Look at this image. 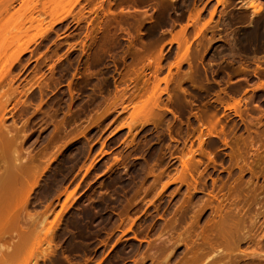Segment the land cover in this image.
Listing matches in <instances>:
<instances>
[{"label": "rangeland", "instance_id": "1", "mask_svg": "<svg viewBox=\"0 0 264 264\" xmlns=\"http://www.w3.org/2000/svg\"><path fill=\"white\" fill-rule=\"evenodd\" d=\"M244 3L59 0L61 21L8 71L40 28L7 27L0 81L21 95L5 125L26 138L0 146L17 177L0 264L39 248L37 227L18 229L45 212L55 248L38 264H208L214 248L219 264H264V0L252 22Z\"/></svg>", "mask_w": 264, "mask_h": 264}, {"label": "bare ground", "instance_id": "2", "mask_svg": "<svg viewBox=\"0 0 264 264\" xmlns=\"http://www.w3.org/2000/svg\"><path fill=\"white\" fill-rule=\"evenodd\" d=\"M226 1L227 0H217V4L218 5H223V4L226 3ZM244 1H245L244 5H246V8L251 10V14H252L251 15V22H252L253 19L256 18L261 13L260 4L257 5V2L260 3V0H244ZM2 2H1L2 4L0 3V5H1L0 6V13L2 12V13H5L6 14V15H3L4 16L3 18H5V19H6V17H8L7 14H9V17L7 18V20H4L2 18H1L2 20L0 19V49H2V51L4 50V47L7 44V37H6V33L7 32H6V30H7V27L8 26L13 25L18 30L21 29L22 27L26 26V25L27 26L29 25V27L35 26V27L40 28V30L38 31V33H37L36 36H34L30 40H28L23 46L18 47L15 50V52L12 54L11 59H10V63L5 68V70L8 71V69L14 67L15 65H21V62H22L23 57L26 54H28V53L29 54L32 53L31 52V49H30V45L31 44H34L36 42V39L37 38L38 39H41V38L43 39V38L46 37L48 29H46L45 27L43 28V26H45L48 23V27L52 28V26L55 25V24H57V23H59L61 21V19H60V16H59L58 12L56 11L57 5L59 4V0H7V1L6 0L5 1L2 0ZM214 13H215V10H213L210 13V20H212ZM48 18L50 20H47ZM4 21H6V22H4ZM1 22L2 23L4 22V23L2 24ZM25 67H26V64L24 66H22V70ZM15 80L16 79H9V80L3 79L2 81H0V146H3V145L6 146V145L14 142L15 140H18L19 143H21L22 140H24L26 138V136L24 135L25 134L24 131L22 130V131L19 132V129L18 128H15L16 125L13 127L14 124H12V127L11 128L14 131L17 129L16 130L17 132H11V130L9 129L10 127H7L5 125L6 120L9 119V118H11V116L10 117H7V113L8 114H11V111L12 110L13 111L16 110L17 106L19 105V103H18V97L21 95V91H19V87L18 86L13 87V84L15 83ZM157 87L158 86H155L152 90H156V92L159 91L157 89ZM165 91H166V89H163L162 92H165ZM148 92L151 93V91H148ZM156 92L154 91V93H152L153 96H152V94H150V99L148 98L147 100L148 101L149 100H152V102H153L152 105H154L155 108L157 109V108H160L158 106L159 105L158 104L159 103L158 102V100H159V96L158 95H161L160 93H162V92L159 91L158 92L159 94L157 93V97H155L156 96ZM148 95H149V93H148ZM153 97H155V98H153ZM13 102H15V105L12 104ZM8 104L11 105V107H12L10 109V111L8 110L9 109L8 108ZM16 104H18V105H16ZM12 116H13V114H12ZM12 133L13 134L14 133L15 134L20 133V134H17L18 135V138L16 136V138H17L16 139L15 138V135H13ZM181 163H182L183 171L186 172L187 171V168L189 166L188 161H182ZM16 166L18 167V169L20 168L19 165H16ZM4 167L7 168V166H4ZM14 170H15V168H14ZM182 175H181V177H182ZM12 176L13 175L10 173V171H8V169H4L0 173V195H1V192H3V190H5L6 187H9L8 183H10L11 181H12L11 183H13V181L17 179V177L15 178V177H12ZM14 176H16V175H14ZM184 176H185V174L183 175V177ZM181 177H179V178H181ZM185 178H186V176H185ZM178 179L176 178V180H178ZM181 180H182V182H186L187 178L186 179H183L182 178L179 181L181 182ZM34 182H35L34 184H36V180ZM11 183H10V186H11ZM34 186L35 185H33V186L31 185L30 187H34ZM9 190H11L10 187H9ZM28 191H26V192H28ZM4 193H6V192H4ZM29 193H30V191H29ZM26 194H28V193H26ZM26 194H25L26 198L25 199L23 198L25 200L24 201V205L25 206L27 205L28 201L30 202V200L28 198L31 197V196L29 197V194L28 195H26ZM67 194H69V193H67ZM6 195H7V193H6ZM71 195L70 194L67 195L68 198H65V199H68L69 200V198L71 197ZM2 196L3 195H1L0 197H2ZM21 197L19 198V200L22 199ZM1 200H4V197H3V199L0 198V201ZM0 205L2 206V204H0ZM2 207L4 208V206H2ZM3 208H0V211H3L4 210ZM1 209H3V210H1ZM26 210H24V211H26ZM20 211H23V210H20ZM2 214H3V212H2ZM43 214L44 215H42V213H41V215H39V217L41 216V219L36 218L37 219V222L32 220V216H29L31 222L29 223V225H26L27 227L24 226L25 227V231H23L24 229L22 230V227L23 226H20L21 228L18 229L19 230V233L20 232L22 233V232H26V230H28L30 227L31 228L28 231L35 229L34 227H37L36 231L37 230L38 231L37 232L36 231H30L31 233L30 232L29 233L31 235H29V233H27V238L29 236H30L29 239L35 238L34 240L32 239L33 240L32 241L33 242V245L32 246L38 245L39 246V248L37 246L38 249H40V247H43V248H41L40 252L39 251H34L35 253L39 252V254L37 253L38 255L35 254L36 255L35 256V255H29L30 254L29 251L30 250H33L31 248H34V247L29 246L31 248H28V251L26 252L28 254H26L25 256H29V258H30V256H32V257H34L33 258L34 260L30 262L29 260H27L29 258H26L25 257L26 259H24V257H23L24 262L26 260L27 261L25 263H22L23 260L22 261H19L21 259L18 258V261L21 262V264H38L41 261L46 262L50 258V256L52 255L53 249L55 248V244H53L54 243L53 242L54 236H52L53 230H55L54 229L55 225L53 226L52 221L51 222H47V219H48L47 215H49L47 212H45ZM33 219H35V218H33ZM0 220H1V217H0ZM31 224H33L34 226L33 225L30 226ZM20 229H21V231H20ZM33 234L36 237H34ZM17 235H18V233H17ZM25 235L26 234H24L23 236H21V235L17 236V242H12L9 245L12 246V247H14L15 249L23 246V243H21V241H20V240H23V239H21L20 237H24ZM263 236H264V234H263ZM263 236H261V237H263ZM24 238H26V236ZM134 238L137 239L138 241L141 240V239H139V238H137L135 236H134ZM36 239L38 240V242H37ZM141 241H144V240H141ZM19 242L21 243V245H20ZM35 242H37V243H35ZM34 243H35V245H34ZM10 246L9 247L6 246L7 247L6 248L7 249L6 253H8L7 254L8 256L6 255V257H9V254H11L10 252H8V248L11 249ZM14 248L12 250H15ZM35 248H34V250H38V249H35ZM216 249H218V248H216ZM12 250H11V252H13ZM214 250H215V248L213 249V251L211 249L210 254L213 255V256L214 255L216 256L215 259H214V257L212 259L216 260L218 262V264H219V261L221 260L222 257L220 256L221 258H219V256H217V255L220 254V252L218 254H217V252H216V254H213V253H215V251H218L219 249L218 250H215V251ZM253 252H255V251H253ZM258 253L260 254V252H256V253H251V255L249 254L250 256L249 255L248 256L249 257H251V256H253V257L260 256V255H258ZM0 254H2L0 258L3 257V259H4L5 258V256H4L5 253H4V255H3V253H0ZM157 254H159V252ZM157 254H156V256H157ZM67 257L68 256H64L65 260L67 262H69V259L70 258L69 257L67 258ZM207 257H209V255ZM207 257H206V259H207ZM261 257H262V255H261ZM217 258H219L220 260L218 261ZM3 259H2V261H3ZM144 259L142 258L141 260H144ZM212 259H211L210 262H213L214 261V260L212 261ZM210 262L208 264H211ZM0 263H1V261H0ZM17 263H15V264H17ZM214 263H216V262H214ZM98 264H100V263H98Z\"/></svg>", "mask_w": 264, "mask_h": 264}]
</instances>
